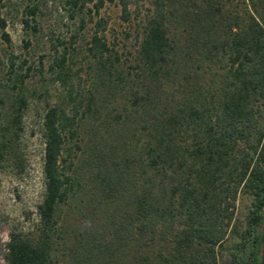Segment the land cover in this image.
<instances>
[{
	"label": "trees",
	"instance_id": "trees-1",
	"mask_svg": "<svg viewBox=\"0 0 264 264\" xmlns=\"http://www.w3.org/2000/svg\"><path fill=\"white\" fill-rule=\"evenodd\" d=\"M114 1L67 0L74 12L91 16L87 53L103 67L112 52L110 23L99 14ZM119 5L122 20L129 21L131 0ZM152 10L137 41L145 97L133 101L131 112L138 116L127 113L142 126L141 137L132 134L141 147L130 141L129 129L120 130L121 115L116 118L120 153L114 148L107 153L100 129L92 134L91 158L98 166L90 184L107 205L106 218L101 232L84 236L72 259L75 264H262L264 0H243L237 9L222 0H157ZM1 22L0 36L9 41ZM66 52L49 67L66 94L42 117L44 194L37 222L27 232L9 234L2 253L6 264H60L65 240L58 207L81 181L66 166L67 144L84 119L103 114L93 107L91 92L75 88ZM224 59L228 69L214 93L192 85L178 102H163L165 86L188 81L191 73ZM28 77L15 76L12 103L0 109V168L7 164L19 174L27 162L22 134Z\"/></svg>",
	"mask_w": 264,
	"mask_h": 264
},
{
	"label": "rangeland",
	"instance_id": "rangeland-1",
	"mask_svg": "<svg viewBox=\"0 0 264 264\" xmlns=\"http://www.w3.org/2000/svg\"><path fill=\"white\" fill-rule=\"evenodd\" d=\"M155 1L131 0L132 15L127 22L121 18L119 0L107 3L100 11L99 16L109 18L107 41L112 50L104 61L106 67H103L87 53L93 31V20L87 11L74 12L67 0H0V30L1 20H4V31L10 39L6 41L0 36V109H6L12 103L11 89L16 82L15 76L29 75L25 84L28 108L22 134L26 169L19 174L7 164L0 168V264H6L2 253L9 234L13 231L27 232L37 222L36 209L44 194L42 117L49 106L61 101L66 94L65 87L53 80L49 67L53 59L64 51H67L68 73L75 88L86 95L91 92L95 102L93 107L103 114L99 120L90 115L84 119L77 138L67 144L70 150L65 155L66 166H71V172L81 181L69 200L58 207L59 224L65 240L60 264H75L72 257L84 236L89 232L102 231L107 205L95 196V189L90 184V172L96 171L98 166L91 158L90 139L98 128L99 141L106 142L107 153L112 148L120 153L124 145L123 142L117 143L119 128L116 118L121 115L120 130L129 129L130 141L139 143L141 147L140 140L133 139L132 134L140 136L142 126L127 113L136 109L133 106L135 98L145 97L144 67L138 59L137 41L142 37L144 24ZM222 1L226 7L237 9L243 0ZM30 9L36 10L35 15L29 13ZM226 69L227 60L224 59L210 70L191 73L188 81L185 79L182 83L165 86L162 89L165 95L160 92L165 97L163 102L172 101L170 103L174 104V100H169L172 98L178 102L192 85L214 93ZM134 115L138 116L135 113L131 116ZM237 205L242 212V200Z\"/></svg>",
	"mask_w": 264,
	"mask_h": 264
},
{
	"label": "water",
	"instance_id": "water-1",
	"mask_svg": "<svg viewBox=\"0 0 264 264\" xmlns=\"http://www.w3.org/2000/svg\"><path fill=\"white\" fill-rule=\"evenodd\" d=\"M263 242H264V238H263ZM262 264H264V259H263V262H262Z\"/></svg>",
	"mask_w": 264,
	"mask_h": 264
}]
</instances>
